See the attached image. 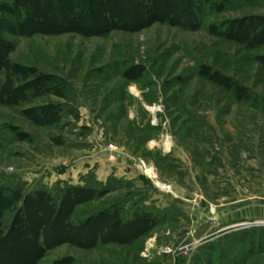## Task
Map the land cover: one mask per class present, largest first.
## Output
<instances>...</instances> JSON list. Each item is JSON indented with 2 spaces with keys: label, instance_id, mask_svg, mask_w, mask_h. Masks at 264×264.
<instances>
[{
  "label": "rangeland",
  "instance_id": "1",
  "mask_svg": "<svg viewBox=\"0 0 264 264\" xmlns=\"http://www.w3.org/2000/svg\"><path fill=\"white\" fill-rule=\"evenodd\" d=\"M35 1L0 0V212L41 246L0 264H264V0Z\"/></svg>",
  "mask_w": 264,
  "mask_h": 264
},
{
  "label": "trees",
  "instance_id": "2",
  "mask_svg": "<svg viewBox=\"0 0 264 264\" xmlns=\"http://www.w3.org/2000/svg\"><path fill=\"white\" fill-rule=\"evenodd\" d=\"M36 1H35V3H37ZM64 6L66 7L67 5H64ZM28 7L32 12L38 11L37 5H34V3ZM99 8H100V6L98 5L97 10H99ZM57 12H59V10ZM123 15H125V13H123L121 16L124 17ZM128 15H130V14L128 13ZM108 17L109 16L107 14L103 15L101 17L99 23L100 24H106L110 19ZM31 19H32V21L35 20V21L42 22V18L37 19L36 17L31 16L28 20H31ZM123 19L129 20V17L126 16ZM130 19L132 21H135L137 19V16L133 15V17H130ZM67 20L69 21V24L67 25L68 28L71 27L72 24L75 23V20L71 17L68 18ZM44 21H45V19H44ZM263 21H264L263 17H253L252 19H247L246 25L247 26L248 25H255V24L260 25V24H262ZM1 26H2V24H0V27ZM0 40H2L1 37H0ZM1 53L2 52L0 51V58L3 55ZM254 59L258 64L264 66V53L256 55ZM2 68L3 67L0 66V69H2ZM4 196H5V198H9V197L11 198L9 193H6ZM3 211L4 210H1V212H0V240H1V242H0V263L3 262V260L7 261L8 257H14L15 255L18 254V252H23L26 254L35 253V251H37L40 248L41 241L37 240L35 236L33 238V236L29 235L28 231L26 230L27 225H28L26 217L24 215H21L17 218L13 217L12 221H9L7 225H4L3 222H4L5 218H4ZM18 213H19V211L17 212V214ZM137 220L140 222H148V221L151 222V219L145 215H140L139 219H137ZM133 223H135V220L132 219V220H130V222H128V225H131ZM140 225H141V223L139 224V227H140ZM136 226H138V225H136ZM113 231L114 230H112V232ZM39 235H42V237H43V234L41 232H39L37 234V236H39ZM12 237H13V239H12ZM242 237H243L242 235L235 234L232 236V239H234L238 243H241V241L244 238V237L243 238ZM189 264H190V261H189Z\"/></svg>",
  "mask_w": 264,
  "mask_h": 264
},
{
  "label": "bare ground",
  "instance_id": "3",
  "mask_svg": "<svg viewBox=\"0 0 264 264\" xmlns=\"http://www.w3.org/2000/svg\"><path fill=\"white\" fill-rule=\"evenodd\" d=\"M144 170L150 177L151 176L154 177L155 173L153 172L151 168H145Z\"/></svg>",
  "mask_w": 264,
  "mask_h": 264
},
{
  "label": "crops",
  "instance_id": "4",
  "mask_svg": "<svg viewBox=\"0 0 264 264\" xmlns=\"http://www.w3.org/2000/svg\"><path fill=\"white\" fill-rule=\"evenodd\" d=\"M261 198L264 199V191L260 192Z\"/></svg>",
  "mask_w": 264,
  "mask_h": 264
}]
</instances>
